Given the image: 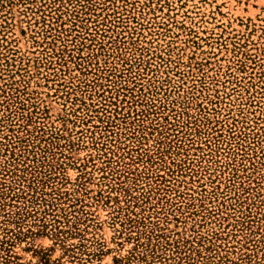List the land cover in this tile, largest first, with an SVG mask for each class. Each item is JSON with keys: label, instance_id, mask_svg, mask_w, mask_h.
<instances>
[{"label": "rangeland", "instance_id": "1", "mask_svg": "<svg viewBox=\"0 0 264 264\" xmlns=\"http://www.w3.org/2000/svg\"><path fill=\"white\" fill-rule=\"evenodd\" d=\"M0 264H264V0H0Z\"/></svg>", "mask_w": 264, "mask_h": 264}]
</instances>
